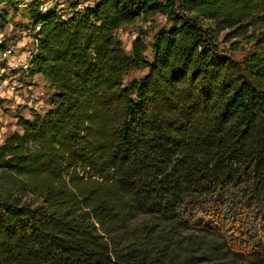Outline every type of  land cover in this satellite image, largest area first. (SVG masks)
I'll return each instance as SVG.
<instances>
[{"label": "trees", "instance_id": "trees-1", "mask_svg": "<svg viewBox=\"0 0 264 264\" xmlns=\"http://www.w3.org/2000/svg\"><path fill=\"white\" fill-rule=\"evenodd\" d=\"M261 12L93 0L62 19L32 0L31 69L52 93L0 142V264H264V30L242 59L216 36ZM157 13L151 60L141 36L126 53L116 30Z\"/></svg>", "mask_w": 264, "mask_h": 264}, {"label": "rangeland", "instance_id": "rangeland-1", "mask_svg": "<svg viewBox=\"0 0 264 264\" xmlns=\"http://www.w3.org/2000/svg\"><path fill=\"white\" fill-rule=\"evenodd\" d=\"M86 2L88 0H77ZM174 7L178 8L179 0H170ZM30 0H0V50L4 45L17 47H32V23L28 15ZM264 12L252 16V24L249 26L244 36L232 37L227 30L218 32V49L236 59H242L252 51L255 40L264 30V20L256 21V18ZM169 21L163 14L157 13L150 17H139L133 23L125 24L116 30V35L120 39L122 48L126 53L131 51L132 41L135 37L141 36L146 44L144 52L149 60L152 58L151 43L155 35L166 30ZM3 65L0 63V67ZM147 69H132L123 79V84L128 85L133 80H139L146 73ZM1 73V70H0ZM5 75H0V79ZM20 87L17 94L0 96V142L4 137L13 131H19L16 125L17 118L24 116L31 118L34 111H44L48 107V98L52 93L51 86L47 79L40 73L29 70L28 73L22 72L18 76ZM29 94V95H28ZM33 94V96H32ZM28 95V96H27ZM42 103V108L30 106V97ZM34 105V103H32ZM23 201L37 205L41 199L37 195L25 194ZM236 264H241L239 261Z\"/></svg>", "mask_w": 264, "mask_h": 264}, {"label": "built area", "instance_id": "built-area-1", "mask_svg": "<svg viewBox=\"0 0 264 264\" xmlns=\"http://www.w3.org/2000/svg\"><path fill=\"white\" fill-rule=\"evenodd\" d=\"M32 1V0H30ZM39 7L42 12H46L50 9H54L56 13L62 18L67 19L74 15L76 12L83 10L85 6H91L93 0L86 2H78L77 0H38ZM41 25H32V47L25 48L17 47L13 45H4L0 50V63L1 65L0 75H5L0 79V96L17 94L20 87V80L18 76L20 73H28L32 68V56L35 51V47L38 41ZM0 43L1 40H0ZM29 95V94H28ZM27 95V96H28ZM33 96V94H32ZM30 97L28 104L34 108L41 107L42 103L35 101L34 97ZM34 103V105H32Z\"/></svg>", "mask_w": 264, "mask_h": 264}]
</instances>
